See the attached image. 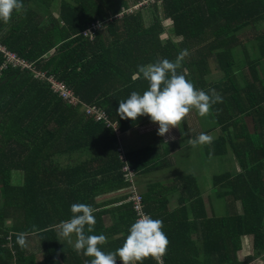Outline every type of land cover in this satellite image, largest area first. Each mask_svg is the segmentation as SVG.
<instances>
[{
	"label": "trees",
	"instance_id": "1",
	"mask_svg": "<svg viewBox=\"0 0 264 264\" xmlns=\"http://www.w3.org/2000/svg\"><path fill=\"white\" fill-rule=\"evenodd\" d=\"M139 2L23 0L25 11L14 13L7 24L0 21V42L44 76L35 78L28 70L7 68L0 78V198L4 195L0 264H36L37 254H28L16 243L20 232L38 238L45 264H64L71 255L64 258L55 226L71 218L70 203L86 204L97 194L127 188L126 163L135 173L145 164L137 160L139 153L126 155L113 128L85 116L80 104L73 106L54 93L48 78L64 84L79 103L102 109L121 135L152 123L147 116L132 121L117 114L121 100L133 91L143 94L149 87L142 74L133 78L138 66L154 63L158 57L174 61L182 49L190 55L178 71L198 89H214L222 97V103L209 112L222 134L207 155H223L229 144L240 168L236 177L225 174L214 180L223 181L225 196L240 201L242 213L206 220L208 227L215 224L218 230L202 235V252L221 256L222 263L246 264L255 257L237 262L236 253L242 237L251 236L255 255L264 253V77L259 72L264 63V0H154L133 8ZM93 23L101 24L100 28L91 39L82 38L79 33ZM252 42L257 55L249 59L247 44ZM237 49L242 51L246 72H240L239 78L234 71ZM3 64L0 55V67ZM213 72L221 77L210 81ZM119 148L126 161L120 158ZM76 153L79 158L73 165L55 164L69 162ZM13 171L22 173L21 185L11 184ZM49 194L60 200L50 199ZM140 196L142 211L156 219ZM126 209L136 219L132 201ZM169 232L165 233L170 241ZM173 253L167 247L164 264L171 262L168 256ZM144 261L157 264L151 257Z\"/></svg>",
	"mask_w": 264,
	"mask_h": 264
},
{
	"label": "crops",
	"instance_id": "2",
	"mask_svg": "<svg viewBox=\"0 0 264 264\" xmlns=\"http://www.w3.org/2000/svg\"><path fill=\"white\" fill-rule=\"evenodd\" d=\"M170 25L162 34L163 41L167 40ZM158 127L154 123L141 125L119 135L118 139L126 155L139 153L137 160L145 164L150 160L155 161L150 166L141 164L143 165L141 170L136 172L135 185L138 193L146 201L145 206L148 210L154 214L156 219L163 221V231L171 230L169 234L172 238H170L168 247L174 249V253L168 256L171 257L169 264H218L216 259L202 252L200 240L203 234L215 233L206 225V220L213 221L221 219L226 214L242 213L240 201L225 196L223 181L214 180L215 177L225 174L236 177L240 172L238 163L229 144L225 146V154L219 156L216 154L211 158L206 156L205 152L215 150V142L222 134V128L210 119L209 114L201 117L193 110L182 122L180 128L171 129L165 137L158 135ZM201 132L211 135L212 142L193 148L187 141ZM228 134L230 133L227 131ZM207 147H211L208 148L209 151ZM217 147L221 149L222 144L218 143ZM192 150L195 152L193 153ZM141 152L144 154H140ZM218 157L221 158L222 163H228L227 160L231 161L229 169L226 168L224 172L215 170L216 161L213 159ZM78 158L79 154H72L69 162L60 160L55 164L59 168H65L76 163ZM22 183L23 181L20 185ZM125 188L97 194L86 203L96 209L94 231L86 234L105 235L106 243L100 246L105 252L115 251L123 245L129 234L130 226L136 220L135 216L126 209V205L130 202L129 191ZM49 197L56 200L59 196L49 194ZM70 201H72L71 193ZM72 204L74 203L71 202L70 205ZM41 212L42 210H40V215ZM58 225L55 226L57 235ZM27 240V253L37 254L33 260L36 264H45L41 254L42 250L38 246V238L30 235ZM58 240L64 258H67L68 254L71 255L64 264H84L85 260L90 262L92 259L84 256L82 252L77 254L65 239L58 236ZM198 251L201 252L198 253ZM71 252L77 257L72 256ZM11 253L14 252L11 251ZM250 256L255 258L248 260L246 264H264V253L256 256L252 247V237L244 236L241 239V249L236 253V261L242 262ZM142 264H148V262L143 261Z\"/></svg>",
	"mask_w": 264,
	"mask_h": 264
},
{
	"label": "clouds",
	"instance_id": "3",
	"mask_svg": "<svg viewBox=\"0 0 264 264\" xmlns=\"http://www.w3.org/2000/svg\"><path fill=\"white\" fill-rule=\"evenodd\" d=\"M143 1H146L145 4L151 2L141 0L135 6L145 5L142 4ZM25 10L23 0H0V21L7 24L14 13ZM189 55L187 49H182L174 61L158 57L154 63L138 66V72L133 78L142 74L149 87L143 94L133 91L127 99L121 100L117 110L119 117L136 121L147 116L152 123L159 126L158 135L165 137L171 129L180 128L193 110L204 117L209 114L213 105L222 103V97L214 89L207 92L198 89L178 71ZM211 142L212 136L204 132L187 141L193 148ZM95 211L92 205L74 203L71 205V218L61 221L57 226L58 236L72 245L77 254L82 252L84 256L92 258L90 262L85 260L84 264H118V261L119 264H142L149 257L157 264H163L162 258L170 241L163 231L162 220L153 219L148 214L140 215L130 226L123 245L115 251L105 252L100 247L106 243L105 235L86 234L94 231ZM32 231H37L35 225L32 226ZM30 234L17 233L16 243L21 248H26Z\"/></svg>",
	"mask_w": 264,
	"mask_h": 264
},
{
	"label": "built area",
	"instance_id": "4",
	"mask_svg": "<svg viewBox=\"0 0 264 264\" xmlns=\"http://www.w3.org/2000/svg\"><path fill=\"white\" fill-rule=\"evenodd\" d=\"M153 1V0H149ZM146 1H143L142 4H145ZM137 6L133 7L136 8ZM101 24L93 23L90 26H87L85 29H83L79 34L82 38H90L91 39V33L95 31L96 29L100 28ZM0 55L4 59V64L0 67V78L2 76V71H4L7 68H14V69H25L33 73L35 78H43V74L39 73L36 68L34 67L33 63L28 62L27 60H24L20 58L15 52H12L7 49L5 45H3L0 42ZM48 81L51 84V89L54 93H56L59 97H61L63 100L67 101L71 105L75 106L77 104H80V108L82 109L85 116H91L95 121L101 122L104 121V124L107 127H111L115 130V133L117 137L119 136V133H117L118 130H116V124L108 122L105 113L102 109H99L96 106H87L79 103V101L72 95V92L61 82L54 81L51 77L48 78ZM120 153V158H122L123 161H126L125 154L122 151L121 148L118 149ZM125 171V181L128 183L127 189L129 191L130 197L129 202L132 201L134 204V210L136 212V219L139 218L140 215L145 214L142 211V200L140 193H138L137 187L135 185L136 180V173L127 165L124 166ZM163 264H164V258Z\"/></svg>",
	"mask_w": 264,
	"mask_h": 264
},
{
	"label": "rangeland",
	"instance_id": "5",
	"mask_svg": "<svg viewBox=\"0 0 264 264\" xmlns=\"http://www.w3.org/2000/svg\"><path fill=\"white\" fill-rule=\"evenodd\" d=\"M56 12H57V7L56 6H53L52 7V15L55 16L56 15ZM253 32L254 31H252L251 33H248L246 37L250 39L253 36ZM246 37H243V40L244 41H245ZM247 45L249 47V48H247V50L249 49V55H247V57L249 59L255 58V56L257 55V52H256L257 51V48L255 47V43L252 42V43H249ZM234 53H235V57H236V66L234 68V71H235V73L237 75V78H239L241 76V73L240 72H242V74H245L246 73L245 70H244L245 60H243L242 51H240V50L237 49L236 51L235 50L233 51V54ZM261 66H262V63L260 65V67H259V72L264 77V63H263V69L261 68ZM219 76L221 77V73H219V72L214 73L213 72L212 74L209 75V80L210 81H213L212 79H217ZM192 152L194 153L195 150H192ZM205 154H206V156H208L206 152H205ZM212 156L213 155L209 156V158H211ZM224 159H227V158H224ZM213 161H216V165H215L214 168L218 172H224L226 168L229 169L230 164H231V161H228V160H227L228 163H222L221 162V158H219V157L216 158V159H213ZM10 175H11V184H13V185H19L22 182V180H21L22 173L21 172L13 171V173H11ZM0 194H1V189H0ZM3 199H4V195H2L1 198H0V206L3 204ZM144 213L145 214H148L146 212H144ZM226 215H228V214H226ZM226 215H224V216H226ZM9 221H10V219L9 220H6V224ZM9 224H10V222H9ZM209 229H211L212 231H215V230H218V226L215 225V224H211V226L209 227ZM228 254H230V257H231L232 254H233V252L231 250H229L228 251ZM214 259H216V261H217L218 264H222V262H221V256H217V258L215 257Z\"/></svg>",
	"mask_w": 264,
	"mask_h": 264
}]
</instances>
